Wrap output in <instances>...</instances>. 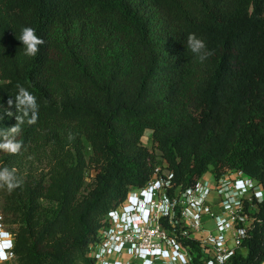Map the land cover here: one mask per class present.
Returning <instances> with one entry per match:
<instances>
[{"label":"trees","instance_id":"16d2710c","mask_svg":"<svg viewBox=\"0 0 264 264\" xmlns=\"http://www.w3.org/2000/svg\"><path fill=\"white\" fill-rule=\"evenodd\" d=\"M24 27L43 41L34 56ZM39 150L44 177L22 165ZM3 167L20 180L0 188L15 264H93L108 213L160 167L179 190L229 169L264 188V0H0ZM257 216L228 264L264 261V201Z\"/></svg>","mask_w":264,"mask_h":264},{"label":"built area","instance_id":"2783aa9c","mask_svg":"<svg viewBox=\"0 0 264 264\" xmlns=\"http://www.w3.org/2000/svg\"><path fill=\"white\" fill-rule=\"evenodd\" d=\"M160 167L141 189L111 210L90 247L93 264H228L260 222L259 180L237 169L213 183L199 179L186 190ZM4 233V232H3ZM13 238L0 235L1 260L12 257ZM264 264V261L261 263Z\"/></svg>","mask_w":264,"mask_h":264},{"label":"clouds","instance_id":"9594fccd","mask_svg":"<svg viewBox=\"0 0 264 264\" xmlns=\"http://www.w3.org/2000/svg\"><path fill=\"white\" fill-rule=\"evenodd\" d=\"M18 40L22 43L25 54L28 56H34L38 51V46L43 43L40 37L36 35L35 29L31 27H24L21 29ZM188 47L193 53L201 54L205 49L206 45L203 39L198 38L195 34H191L188 37ZM206 58V54H201L200 59L203 60ZM19 87V96L18 100L21 104L27 103L33 110L36 109L37 105L35 103V98L22 86ZM12 103L11 98L9 99V104ZM34 121H29L32 123ZM13 132H18L19 128L14 127ZM18 147V146H17ZM15 151L16 149H11ZM20 186V180L16 175L15 169H10L8 167L0 168V188H7L8 191H12L15 188ZM1 237L3 239H12L8 233H2Z\"/></svg>","mask_w":264,"mask_h":264},{"label":"rangeland","instance_id":"374dc122","mask_svg":"<svg viewBox=\"0 0 264 264\" xmlns=\"http://www.w3.org/2000/svg\"><path fill=\"white\" fill-rule=\"evenodd\" d=\"M152 131L147 130L144 134V137L142 139V143L144 146H147L149 148H152L153 142H152ZM159 155V159H162L160 156V153L157 151ZM23 168L26 172H35L39 176H45L47 174V171L49 169L48 164V158H47V151L45 150H39V153L37 154H30L23 160ZM96 175V171L92 169L89 171V176H87V183H90ZM15 225L11 224V220L7 218L2 219V203H0V235L5 232L8 233L13 238L12 230L15 228ZM8 259L7 260H1L0 264H13L14 260L10 256V253H8ZM0 258H2V255L0 253ZM15 264V263H14Z\"/></svg>","mask_w":264,"mask_h":264},{"label":"crops","instance_id":"0c3cea01","mask_svg":"<svg viewBox=\"0 0 264 264\" xmlns=\"http://www.w3.org/2000/svg\"><path fill=\"white\" fill-rule=\"evenodd\" d=\"M215 179V175L212 172H208L203 176V180L208 183H213Z\"/></svg>","mask_w":264,"mask_h":264},{"label":"bare ground","instance_id":"6f19581e","mask_svg":"<svg viewBox=\"0 0 264 264\" xmlns=\"http://www.w3.org/2000/svg\"><path fill=\"white\" fill-rule=\"evenodd\" d=\"M0 251H1V249H0ZM1 254L4 255L3 252H1Z\"/></svg>","mask_w":264,"mask_h":264}]
</instances>
